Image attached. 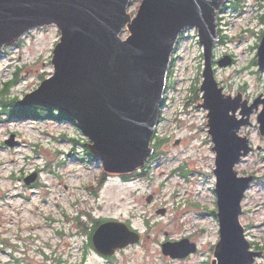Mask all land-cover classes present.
Listing matches in <instances>:
<instances>
[{
  "label": "rangeland",
  "instance_id": "1",
  "mask_svg": "<svg viewBox=\"0 0 264 264\" xmlns=\"http://www.w3.org/2000/svg\"><path fill=\"white\" fill-rule=\"evenodd\" d=\"M141 4L132 0V20ZM216 23L215 80L224 98L240 96L241 103L251 107L264 99V69H258L264 0H228L217 11ZM129 36L127 27L121 38ZM59 44L58 29L51 26L5 47L0 53V88L17 74L11 98L23 101L37 91L53 77ZM203 55L199 31L185 30L170 63L154 153L141 168L147 169L143 178L106 175L102 161L89 150L91 141L75 120H57L59 111L52 110L44 120L14 118L0 124V234L8 240L15 234L20 245L31 244L24 264H213L220 239L216 155L208 111L194 110L204 102ZM225 57L232 63L219 66ZM261 111L259 103L250 124L240 130L239 136L249 139L254 150L235 168L239 176L256 177L239 218L252 249L262 252L255 264H264V249L257 250L264 245V136L256 123ZM11 134L17 135L19 145H5ZM35 173L37 181L26 185L25 178ZM108 220L127 224L141 241L118 250L115 257L100 256L91 243L92 223ZM184 239L196 244L195 253L184 259L163 253L166 242Z\"/></svg>",
  "mask_w": 264,
  "mask_h": 264
},
{
  "label": "water",
  "instance_id": "2",
  "mask_svg": "<svg viewBox=\"0 0 264 264\" xmlns=\"http://www.w3.org/2000/svg\"><path fill=\"white\" fill-rule=\"evenodd\" d=\"M132 0H0V53L29 32L55 26L60 44L53 58V77L18 101L20 107L60 111L76 121L91 141L89 150L103 163L106 175H125L145 166L153 151L160 113L165 100L172 55L180 35L199 31L204 48V93L209 135L214 144L219 243L213 264H255L262 252L251 251L240 223L242 202L254 177H240L236 166L251 151L250 140L239 136L256 119L264 136V99L249 107L241 97L224 98L214 78L212 56L217 42V11L228 0H142L132 20ZM128 27L131 36L121 35ZM232 63L229 57L218 62ZM258 69H264V36L258 51ZM241 105L243 108L241 109ZM239 118L238 117V111ZM19 142L12 135L6 145ZM38 178L25 179L31 185ZM150 201V199H148ZM164 212V211H162ZM141 241L140 234L118 221L101 224L92 237L94 249L113 257L118 249ZM178 249V250H176ZM197 246L184 239L163 245V253L184 259Z\"/></svg>",
  "mask_w": 264,
  "mask_h": 264
},
{
  "label": "trees",
  "instance_id": "3",
  "mask_svg": "<svg viewBox=\"0 0 264 264\" xmlns=\"http://www.w3.org/2000/svg\"><path fill=\"white\" fill-rule=\"evenodd\" d=\"M18 75H15V79L9 83L4 84L0 88V124L8 122L12 119H34V120H41V119H47L49 117L48 113L52 112V110L43 109L41 107H27L22 108L17 106V100L10 97V89L11 87L17 82ZM70 119L68 118L64 113L60 112L59 116L57 117V120H66ZM147 175V169H144L141 174L136 175L139 178H143ZM130 178V177H128ZM105 179L104 177L100 180V185H103ZM101 224V221H94L92 223V230H95L99 225ZM83 225L81 224V228ZM86 227L87 225L84 224ZM88 229V228H87ZM91 230V227H90ZM92 235V232H91ZM258 249H264V245L261 247H257Z\"/></svg>",
  "mask_w": 264,
  "mask_h": 264
},
{
  "label": "flooded vegetation",
  "instance_id": "4",
  "mask_svg": "<svg viewBox=\"0 0 264 264\" xmlns=\"http://www.w3.org/2000/svg\"><path fill=\"white\" fill-rule=\"evenodd\" d=\"M242 108L243 106L241 105V109ZM4 236L5 235L3 233L0 234V264H4V262L8 260L11 264H24L29 262L27 254L31 250V244L20 245V242L16 239L20 236L15 234L9 240L6 239ZM2 257L8 260L4 261L5 259H2Z\"/></svg>",
  "mask_w": 264,
  "mask_h": 264
},
{
  "label": "bare ground",
  "instance_id": "5",
  "mask_svg": "<svg viewBox=\"0 0 264 264\" xmlns=\"http://www.w3.org/2000/svg\"><path fill=\"white\" fill-rule=\"evenodd\" d=\"M214 72V71H213ZM215 73V72H214ZM215 78V77H214Z\"/></svg>",
  "mask_w": 264,
  "mask_h": 264
}]
</instances>
